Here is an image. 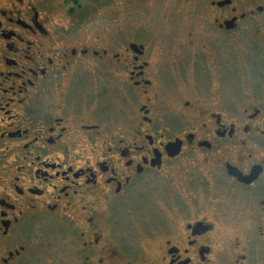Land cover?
I'll use <instances>...</instances> for the list:
<instances>
[{
    "label": "flooded vegetation",
    "instance_id": "af4514ba",
    "mask_svg": "<svg viewBox=\"0 0 264 264\" xmlns=\"http://www.w3.org/2000/svg\"><path fill=\"white\" fill-rule=\"evenodd\" d=\"M166 1L174 51L0 0V264H264V0Z\"/></svg>",
    "mask_w": 264,
    "mask_h": 264
},
{
    "label": "rangeland",
    "instance_id": "374dc122",
    "mask_svg": "<svg viewBox=\"0 0 264 264\" xmlns=\"http://www.w3.org/2000/svg\"><path fill=\"white\" fill-rule=\"evenodd\" d=\"M44 4L57 11L62 21L68 23V32L81 33V37L92 41L100 37L95 46L122 48L128 39L144 37L148 44L157 49L174 51L173 41L176 29L164 30L174 21L181 19V13L167 9L166 0H44ZM60 11V12H59ZM73 12V16L70 15ZM244 44L231 43L229 53L231 64L243 65L248 62L249 54L255 48L248 35L244 36ZM243 37V38H244ZM152 190H146L140 195L145 200L136 203V208L145 210V202H158L156 197L148 196Z\"/></svg>",
    "mask_w": 264,
    "mask_h": 264
},
{
    "label": "trees",
    "instance_id": "16d2710c",
    "mask_svg": "<svg viewBox=\"0 0 264 264\" xmlns=\"http://www.w3.org/2000/svg\"><path fill=\"white\" fill-rule=\"evenodd\" d=\"M68 1H72V0H68ZM74 1H76V2H77L78 0H74Z\"/></svg>",
    "mask_w": 264,
    "mask_h": 264
}]
</instances>
